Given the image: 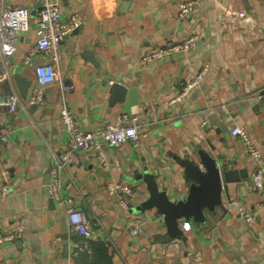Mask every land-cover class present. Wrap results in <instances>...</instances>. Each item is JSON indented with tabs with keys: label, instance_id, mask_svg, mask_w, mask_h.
I'll return each instance as SVG.
<instances>
[{
	"label": "crops",
	"instance_id": "0c3cea01",
	"mask_svg": "<svg viewBox=\"0 0 264 264\" xmlns=\"http://www.w3.org/2000/svg\"><path fill=\"white\" fill-rule=\"evenodd\" d=\"M180 1L58 0L64 16L80 17L62 41L57 64L60 81L73 88L63 96L58 81L44 85L36 104L29 94L34 66L43 60L33 55L29 64L22 62L36 40L34 21L18 34L9 78L0 82V92L14 89L20 99L14 111L0 106V132L7 133L0 145V185L9 189L0 198V229L10 230L23 217L24 231L0 245V264H75L89 251V239L107 243L112 264H264V191L252 183L256 168L264 171V0H197L181 19ZM36 3H27L30 13ZM193 31L200 38L190 51L141 61L151 47ZM204 66L198 84L177 98ZM15 76L30 81L25 95ZM63 105L84 131L118 123L121 112L140 117L137 140L103 145L107 160L118 165L105 169L93 151L81 150L66 164L60 193L65 206L88 215L89 238L68 227L63 208L47 191L52 153L67 149ZM234 125L250 134L259 159L230 133ZM195 147L245 177H221L220 203L203 208L202 221L183 219L187 230L178 220L180 233L168 238L163 215L141 207L146 178L170 200L185 199L195 182L179 160L195 154ZM111 179L129 183L138 197L119 205L105 190ZM133 223L140 226L136 234L130 232Z\"/></svg>",
	"mask_w": 264,
	"mask_h": 264
},
{
	"label": "built area",
	"instance_id": "2783aa9c",
	"mask_svg": "<svg viewBox=\"0 0 264 264\" xmlns=\"http://www.w3.org/2000/svg\"><path fill=\"white\" fill-rule=\"evenodd\" d=\"M40 7L30 13L27 3L29 0H0V82L9 78L7 67L10 63V57L15 51V41L19 33L28 30L32 22L35 23L36 40L29 51L22 58V62L29 64L33 55H39L43 61L34 66L35 83L31 87L29 94V103L36 104L41 101L44 85L58 81L61 94L73 88L72 84H64L60 81L57 73V64L60 59L61 44L65 36L74 28L79 26L80 17L77 14L64 16L61 12L58 0H37ZM197 0H182L177 5L178 18H184L195 7ZM34 4V3H33ZM33 4H31L33 6ZM200 35L193 31L182 39L175 41H165L161 45L153 46L146 52L142 62L159 60L174 54L186 53L197 45ZM206 72V66L202 67L189 81L184 85L183 91L179 97L185 95L191 88L198 84ZM20 103L19 95L11 89L6 92H0V106H5L9 111H14ZM60 117L68 134L67 149L53 151V163L49 170V180L47 191L49 196L56 200L59 206L64 210L67 225L74 232L89 238L93 231L90 225L88 215L74 206H65L63 197L60 193L61 178L65 172L66 164L74 158L76 150L93 151L95 159L99 165L109 169L112 165H118L117 162L110 163L103 151L104 143L119 144L130 138L138 139V129L141 125L140 117L136 114L118 113L116 124L103 125L93 129L82 130L75 118V115L65 106L60 110ZM123 121L127 125L120 124ZM232 135L238 136L247 153L255 158H260L261 153L256 146L250 134L242 127L234 125L230 128ZM7 140V133L0 132V145ZM252 183L258 191H264V171L257 167L253 176ZM105 190L109 197L114 199L119 205L126 207L130 201L138 197V191L129 183L122 180L111 179L105 183ZM8 185H0V198L8 193ZM264 205V201H263ZM247 221H251L254 215L245 213L239 209ZM181 229L190 228L188 221L182 220ZM140 226L133 223L130 227L131 233H138ZM24 231V218L19 217L15 220L13 228L10 230L0 229V245L9 243L19 238Z\"/></svg>",
	"mask_w": 264,
	"mask_h": 264
},
{
	"label": "water",
	"instance_id": "95a60500",
	"mask_svg": "<svg viewBox=\"0 0 264 264\" xmlns=\"http://www.w3.org/2000/svg\"><path fill=\"white\" fill-rule=\"evenodd\" d=\"M38 7H40L39 1L34 5V8ZM14 79L20 84L21 94L25 95L30 81L20 76H15ZM112 87L118 86L113 85ZM209 118L212 120V116ZM194 153L192 155L188 153L179 160V165L183 167L186 177L195 182L190 185L185 199L170 200L166 192L160 190L152 178H146L148 197L141 203V207H154L158 213L163 215L168 227L166 234L168 238L180 233L178 220L191 217L194 221H202L204 219L203 208L213 209L216 204L220 203L221 177L225 182H234L245 177L243 170L236 171L217 165L215 158L205 149L195 147Z\"/></svg>",
	"mask_w": 264,
	"mask_h": 264
},
{
	"label": "trees",
	"instance_id": "16d2710c",
	"mask_svg": "<svg viewBox=\"0 0 264 264\" xmlns=\"http://www.w3.org/2000/svg\"><path fill=\"white\" fill-rule=\"evenodd\" d=\"M75 264H112L107 243L89 239V251L82 253Z\"/></svg>",
	"mask_w": 264,
	"mask_h": 264
},
{
	"label": "rangeland",
	"instance_id": "374dc122",
	"mask_svg": "<svg viewBox=\"0 0 264 264\" xmlns=\"http://www.w3.org/2000/svg\"><path fill=\"white\" fill-rule=\"evenodd\" d=\"M263 204V203H262Z\"/></svg>",
	"mask_w": 264,
	"mask_h": 264
}]
</instances>
